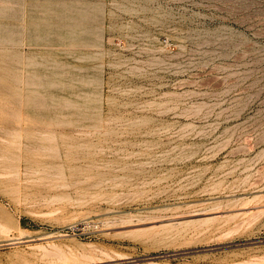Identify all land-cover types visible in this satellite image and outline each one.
<instances>
[{
  "label": "rangeland",
  "instance_id": "rangeland-1",
  "mask_svg": "<svg viewBox=\"0 0 264 264\" xmlns=\"http://www.w3.org/2000/svg\"><path fill=\"white\" fill-rule=\"evenodd\" d=\"M0 173V264H264V0H0Z\"/></svg>",
  "mask_w": 264,
  "mask_h": 264
},
{
  "label": "bare ground",
  "instance_id": "bare-ground-1",
  "mask_svg": "<svg viewBox=\"0 0 264 264\" xmlns=\"http://www.w3.org/2000/svg\"><path fill=\"white\" fill-rule=\"evenodd\" d=\"M1 175L5 176V175H7V173H6L5 175L0 173V176H1ZM9 175H10V174H9ZM11 175H12V174H11ZM53 238H54V237H53ZM47 239H48V238H47Z\"/></svg>",
  "mask_w": 264,
  "mask_h": 264
}]
</instances>
